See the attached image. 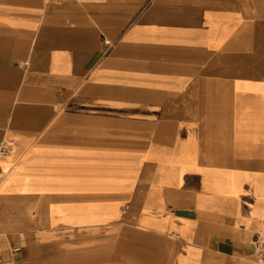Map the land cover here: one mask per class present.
<instances>
[{
  "label": "crops",
  "instance_id": "1",
  "mask_svg": "<svg viewBox=\"0 0 264 264\" xmlns=\"http://www.w3.org/2000/svg\"><path fill=\"white\" fill-rule=\"evenodd\" d=\"M0 264H264V0H0Z\"/></svg>",
  "mask_w": 264,
  "mask_h": 264
},
{
  "label": "built area",
  "instance_id": "2",
  "mask_svg": "<svg viewBox=\"0 0 264 264\" xmlns=\"http://www.w3.org/2000/svg\"><path fill=\"white\" fill-rule=\"evenodd\" d=\"M10 150V143L7 141H0V154H6ZM3 177L2 169L0 168V181ZM253 250L256 259L264 263V228L259 229L252 239Z\"/></svg>",
  "mask_w": 264,
  "mask_h": 264
}]
</instances>
